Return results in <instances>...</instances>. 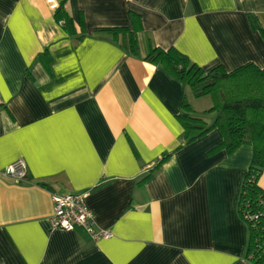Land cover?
<instances>
[{"label": "crops", "instance_id": "1", "mask_svg": "<svg viewBox=\"0 0 264 264\" xmlns=\"http://www.w3.org/2000/svg\"><path fill=\"white\" fill-rule=\"evenodd\" d=\"M56 1L74 34L46 0H0V264H254L237 208L252 145L209 152L217 129L185 143L177 115L203 99L145 57L174 47L205 71L264 68L249 19L264 29V0ZM114 27L137 30V56ZM18 159L21 182L3 175ZM81 191L110 237L52 227V194Z\"/></svg>", "mask_w": 264, "mask_h": 264}, {"label": "trees", "instance_id": "2", "mask_svg": "<svg viewBox=\"0 0 264 264\" xmlns=\"http://www.w3.org/2000/svg\"><path fill=\"white\" fill-rule=\"evenodd\" d=\"M54 18L68 33L74 34L73 20L62 4L55 10ZM249 19L253 28L264 36V29L256 17L249 14ZM102 30L110 32L114 39L120 38L123 47L130 54L138 55L137 30L130 31L127 27ZM39 58L50 72L49 54L42 53ZM145 60L161 65L189 87L196 98L205 95L212 98L213 104L208 111L215 113V118L209 124L195 115L184 99L182 111L177 118L184 130L185 143L217 129L221 140L209 152L224 150L231 153L240 145H252V161L242 179L237 208L248 227L245 256L254 264H264V189L258 185V178L264 169V68L248 62L232 71H227L222 66L205 71L174 47H151ZM168 156L169 153H164L142 181L147 180Z\"/></svg>", "mask_w": 264, "mask_h": 264}, {"label": "built area", "instance_id": "3", "mask_svg": "<svg viewBox=\"0 0 264 264\" xmlns=\"http://www.w3.org/2000/svg\"><path fill=\"white\" fill-rule=\"evenodd\" d=\"M46 2L55 10L59 7V3L56 0H46ZM3 175L16 182L23 181L27 177L25 162L22 159L14 161L6 167ZM88 194V191L52 194V227L71 231L76 226H81L89 233L92 239L110 237L111 232L108 229L96 228L93 214L86 204Z\"/></svg>", "mask_w": 264, "mask_h": 264}, {"label": "rangeland", "instance_id": "4", "mask_svg": "<svg viewBox=\"0 0 264 264\" xmlns=\"http://www.w3.org/2000/svg\"><path fill=\"white\" fill-rule=\"evenodd\" d=\"M201 99H203V100H200V102L198 104L199 105L198 110L197 111L195 110V114L200 116V117L213 118V120H214L215 113L208 111V109L210 107L209 108L204 107V106H206V104H209L210 106H212V104H213L212 98L209 95H205V96H202ZM213 114H214V116H213Z\"/></svg>", "mask_w": 264, "mask_h": 264}]
</instances>
